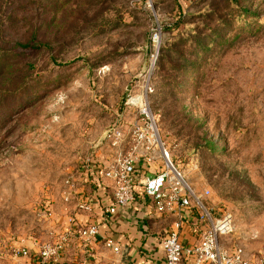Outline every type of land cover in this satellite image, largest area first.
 I'll return each instance as SVG.
<instances>
[{"label": "rangeland", "instance_id": "374dc122", "mask_svg": "<svg viewBox=\"0 0 264 264\" xmlns=\"http://www.w3.org/2000/svg\"><path fill=\"white\" fill-rule=\"evenodd\" d=\"M34 32L48 46L15 52ZM140 104L234 216L224 246L264 260V0H0V264L56 239L89 162L113 160L106 136L146 126Z\"/></svg>", "mask_w": 264, "mask_h": 264}, {"label": "built area", "instance_id": "2783aa9c", "mask_svg": "<svg viewBox=\"0 0 264 264\" xmlns=\"http://www.w3.org/2000/svg\"><path fill=\"white\" fill-rule=\"evenodd\" d=\"M138 103V101H136ZM139 105V104H138ZM141 115L147 121L146 126L137 125L131 131L128 142L121 128H116L107 136V144L113 151L110 165L91 161V168L96 166L94 178L106 189L113 192L112 204L104 209L102 223L77 226L74 218L69 219V228L52 241L31 239L30 245L15 249V257L22 260L16 264H51L62 259L70 244L75 240L93 243L102 239L104 247L116 255L122 248L111 239L103 238L102 226L110 224L119 208L135 204L140 193L152 201L156 211L161 215H174L184 209L195 208L199 212V221L205 225L199 243L186 248L181 242L183 218L179 217L172 225L162 248L165 264H183L185 260L194 259V264H264L263 259H250L242 247L226 248L223 240L232 235L235 228L234 216L230 213L218 217L213 206L206 203L209 192L198 194L186 181L184 175L173 164L162 142L148 108L142 104ZM150 125V126H149ZM159 150V159H163L159 171L149 177L146 169L158 160L155 153ZM158 153V154H159ZM147 166L140 167L142 161ZM88 170L87 168L86 174ZM78 208L91 211L86 203L78 201Z\"/></svg>", "mask_w": 264, "mask_h": 264}, {"label": "crops", "instance_id": "0c3cea01", "mask_svg": "<svg viewBox=\"0 0 264 264\" xmlns=\"http://www.w3.org/2000/svg\"><path fill=\"white\" fill-rule=\"evenodd\" d=\"M98 158L93 161H99ZM140 167L144 170L146 168L144 163H141ZM95 172L96 166L88 170L83 182L76 188L80 202L88 204L91 211L80 210L78 201L74 202L73 207L67 209V214L70 215L61 216L56 228L57 235L69 228L70 218L75 219L78 227L102 223L104 209L112 204L113 192L106 189L102 183L95 182ZM156 173L151 169L144 171L149 177ZM198 215L199 212L195 208L184 209L174 215H161L152 201L140 193L135 204L119 208L112 222L102 226L101 235L121 246L120 255L108 251L102 239L91 244L75 240L70 244L65 256L51 264H165L162 244L179 217L183 218L182 244L190 248L199 243L206 227L200 223ZM246 257L250 258L247 254ZM19 262L22 260L17 259V263ZM183 264H194V259L185 260Z\"/></svg>", "mask_w": 264, "mask_h": 264}, {"label": "trees", "instance_id": "16d2710c", "mask_svg": "<svg viewBox=\"0 0 264 264\" xmlns=\"http://www.w3.org/2000/svg\"><path fill=\"white\" fill-rule=\"evenodd\" d=\"M232 3H236L237 7L241 5V2L243 0H231ZM248 14H252L249 11L245 10L239 14L235 13L233 15V20H239L244 17H246ZM229 24V22H226L224 25ZM39 33H32L30 37L25 42H18L14 45L15 52L24 53V54H30L34 52L41 51L44 47H47L48 45L41 41V39L38 37ZM88 168L91 169V162L88 164Z\"/></svg>", "mask_w": 264, "mask_h": 264}]
</instances>
